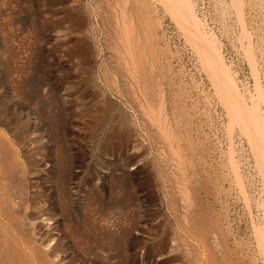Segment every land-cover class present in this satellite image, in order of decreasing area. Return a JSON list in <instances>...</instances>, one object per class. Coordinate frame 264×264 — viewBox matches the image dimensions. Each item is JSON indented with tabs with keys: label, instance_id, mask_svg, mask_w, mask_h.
Returning a JSON list of instances; mask_svg holds the SVG:
<instances>
[{
	"label": "rangeland",
	"instance_id": "rangeland-1",
	"mask_svg": "<svg viewBox=\"0 0 264 264\" xmlns=\"http://www.w3.org/2000/svg\"><path fill=\"white\" fill-rule=\"evenodd\" d=\"M239 1L191 3L249 102ZM184 33L153 0H0V264H264L254 151Z\"/></svg>",
	"mask_w": 264,
	"mask_h": 264
},
{
	"label": "bare ground",
	"instance_id": "bare-ground-1",
	"mask_svg": "<svg viewBox=\"0 0 264 264\" xmlns=\"http://www.w3.org/2000/svg\"><path fill=\"white\" fill-rule=\"evenodd\" d=\"M157 4L161 5L165 12L170 13L172 16L177 17V21L181 22L185 36L193 45V48L197 50L198 56L202 61L207 62L209 66H206V73L211 80L210 84H213L217 91L222 93L223 102L231 110V116L235 119H240L242 122L243 131L247 133L250 146L252 147L255 159L260 170V174L264 184V91L261 88L258 81L255 67L253 65L251 51L246 48V54L249 56V62L251 71L254 76V94L249 95V102L246 100L245 96L241 93L237 83L234 73L230 70L228 65L223 61L222 55L219 51V46L216 44L213 34L209 31H205L203 21L196 16L193 10L192 0H153ZM233 6L236 8L238 18L240 12V1L230 0ZM229 2V3H231ZM252 3V2H251ZM261 3V2H260ZM109 4V2H108ZM220 5V4H219ZM223 5V4H221ZM254 5V4H253ZM108 6V5H107ZM123 6V5H122ZM249 7V6H248ZM195 8V7H194ZM233 8V10H235ZM119 9V8H118ZM225 9V8H224ZM114 10V9H113ZM154 10V9H153ZM221 11V10H220ZM249 11V10H248ZM109 12V11H108ZM112 13V12H111ZM119 13V12H118ZM123 14V13H122ZM228 14V13H227ZM253 14V13H252ZM258 15V14H257ZM227 16V15H226ZM254 16V15H253ZM212 17V16H211ZM243 17V16H242ZM124 19V18H123ZM225 19V18H224ZM243 20V19H242ZM241 20V21H242ZM226 21V20H225ZM108 22V21H107ZM116 22V21H115ZM125 23V22H123ZM130 23V21H129ZM217 23V22H216ZM235 23V22H234ZM239 24H241L238 21ZM205 24V23H204ZM238 24V25H239ZM243 24V22H242ZM118 26V24H116ZM225 25V24H224ZM110 27V26H109ZM128 27V26H127ZM126 27V28H127ZM138 27V26H137ZM250 27V26H249ZM119 28V27H118ZM125 28V27H124ZM125 28V30H126ZM232 28V27H231ZM242 28V27H241ZM254 28V27H252ZM230 29V28H229ZM112 31V30H111ZM124 31V30H123ZM133 31V30H132ZM243 31V29H242ZM245 31V30H244ZM247 31V30H246ZM119 32V31H118ZM126 32V31H125ZM124 32V33H125ZM232 32V30H231ZM142 33V32H141ZM241 33V31H240ZM246 34V32H244ZM259 33V32H258ZM264 33V32H263ZM223 34V33H222ZM230 34V33H229ZM249 34V33H248ZM125 35V34H124ZM238 35V34H237ZM126 36V35H125ZM128 36V35H127ZM135 36V35H134ZM146 36V35H145ZM227 36V35H226ZM250 36V35H249ZM141 37V36H140ZM238 37V36H237ZM248 37V35H247ZM118 38V37H116ZM240 38V37H239ZM261 38V37H260ZM16 39V38H15ZM129 39V38H128ZM236 39V38H235ZM247 39V38H246ZM255 39V38H254ZM120 40V39H119ZM122 40V39H121ZM248 40V39H247ZM260 40V39H259ZM130 41V40H128ZM138 41V40H137ZM142 42V41H141ZM240 42V41H239ZM123 43V42H122ZM127 43V42H126ZM248 43V42H246ZM256 43V42H255ZM264 43V42H263ZM148 44V43H147ZM243 44V43H242ZM125 45V44H124ZM246 45V44H244ZM243 45V46H244ZM263 45V44H262ZM127 46V45H126ZM143 46V45H142ZM254 46V45H253ZM113 47V46H112ZM239 47V46H238ZM247 47V46H246ZM250 47V46H249ZM123 48V47H122ZM125 48V47H124ZM258 48V47H257ZM112 49V48H111ZM110 49V50H111ZM116 49V48H115ZM126 49V48H125ZM133 49V48H132ZM242 49V47H241ZM127 50V49H126ZM145 50V49H144ZM245 50V49H244ZM241 51V50H240ZM243 51V50H242ZM153 52V51H152ZM122 53V52H121ZM127 53V52H126ZM125 53V54H126ZM245 53V52H244ZM118 54V53H117ZM129 54V53H128ZM146 56V55H145ZM155 56V55H154ZM246 56V55H245ZM244 56V57H245ZM113 57V56H112ZM111 57V58H112ZM21 58V57H20ZM119 58V57H118ZM132 58V57H131ZM264 59V58H263ZM135 60V59H134ZM260 60V59H259ZM257 61V60H256ZM119 62V61H118ZM248 62V63H249ZM132 63V62H131ZM256 63V62H255ZM254 63V64H255ZM115 64V63H113ZM117 64V63H116ZM122 64V63H121ZM126 65V64H125ZM153 66V65H152ZM134 67V66H133ZM262 67V66H261ZM260 69V68H259ZM115 70V69H114ZM124 71V70H123ZM131 72V71H130ZM129 76V75H128ZM163 80V79H162ZM124 82V81H123ZM162 85V84H161ZM213 87V86H212ZM139 89V88H138ZM134 91V90H133ZM215 91V90H214ZM165 92V91H164ZM49 94V93H48ZM131 95V94H130ZM163 95V94H162ZM161 95V96H162ZM135 96V95H134ZM136 97V96H135ZM208 97V96H207ZM134 99V98H133ZM162 99V98H161ZM133 101V100H132ZM159 101V100H158ZM151 102V101H150ZM139 103V102H138ZM146 104V103H145ZM158 105V104H157ZM138 106V105H137ZM161 106V105H160ZM165 106V105H164ZM223 106V105H222ZM139 107V106H138ZM161 108V107H160ZM163 108V107H162ZM223 108V107H222ZM149 109V108H148ZM228 111V109H226ZM144 112V111H143ZM157 113V111H156ZM144 115V114H143ZM154 115V114H153ZM156 115V114H155ZM163 115V114H162ZM145 116V115H144ZM148 116V115H147ZM146 116V117H147ZM157 116V115H156ZM161 116V115H160ZM149 117V116H148ZM147 117V118H148ZM164 118V117H163ZM232 118V119H233ZM230 119V118H229ZM151 122V121H150ZM167 122V121H166ZM228 122V121H227ZM230 123V122H229ZM155 124V123H154ZM238 124V123H237ZM236 124V125H237ZM153 125V124H152ZM230 126V125H229ZM239 126V125H238ZM151 127V126H150ZM149 128V127H148ZM157 128V127H156ZM158 130V129H157ZM241 130V129H240ZM2 131V130H1ZM61 131V130H60ZM154 131V130H153ZM231 131V130H230ZM228 132V130H227ZM226 132V133H227ZM163 133V132H162ZM229 133V132H228ZM173 134V133H172ZM20 135V134H19ZM175 135V134H174ZM230 135V134H229ZM228 135V136H229ZM245 137V136H244ZM180 138V137H179ZM171 139V138H170ZM25 141V140H24ZM176 142V141H175ZM231 142V141H228ZM31 143V142H30ZM39 143V142H38ZM165 144V143H164ZM231 144V143H230ZM12 145V144H11ZM160 145V144H159ZM229 145V144H228ZM51 146V145H50ZM179 146V145H178ZM227 146V145H226ZM169 147V146H168ZM229 147V146H228ZM20 149V148H19ZM32 149V148H31ZM230 149V148H229ZM30 150V148H29ZM169 151V150H168ZM27 152V151H26ZM65 153V152H64ZM178 153V152H177ZM61 155V154H60ZM65 155V154H64ZM231 156V155H230ZM254 160V159H253ZM229 161V159H228ZM173 162V161H172ZM104 164V163H103ZM169 164V163H168ZM181 164V163H180ZM231 169L235 175V182L238 183L239 190L244 191L242 181L240 180L239 172L235 166L234 160L230 158ZM256 164V165H257ZM168 168V167H167ZM60 173V172H59ZM242 175V174H241ZM10 177V176H9ZM13 181V180H12ZM186 181V180H185ZM237 184V185H238ZM261 184V181H260ZM184 185V184H183ZM262 186V185H261ZM259 186V187H261ZM263 187V186H262ZM52 191V190H51ZM264 191V190H263ZM86 192V191H85ZM261 192V191H260ZM259 194V193H258ZM45 195V194H44ZM53 195V194H52ZM242 195V194H241ZM246 195V194H244ZM264 196V195H263ZM245 197V196H244ZM33 198V197H32ZM49 198V197H48ZM244 199V198H243ZM264 199V198H263ZM41 201V200H40ZM58 201V200H57ZM44 202V201H43ZM246 202V201H245ZM35 203V202H34ZM247 203V202H246ZM7 204V203H6ZM255 204V203H254ZM262 214H261V224L260 226H254V237L260 254L264 257V200L259 204ZM32 207V206H31ZM47 207V206H46ZM33 208V207H32ZM35 208V207H34ZM48 208V207H47ZM43 209V208H42ZM39 210V209H38ZM32 217V216H31ZM70 217V216H69ZM35 220V219H34ZM9 223V222H8ZM32 224V223H31ZM30 225V224H29ZM252 226V225H251ZM37 227V226H36ZM252 229V228H251ZM64 230V229H63ZM21 233V232H20ZM58 233V232H57ZM12 238V237H11ZM42 239V237H41ZM48 239V238H47ZM46 241V240H45ZM96 245V244H95ZM99 245V244H98ZM77 248V247H76ZM84 248V247H83ZM33 249V248H32ZM50 250V249H49ZM32 254V253H31ZM37 254V253H36ZM35 255V254H34ZM35 258V257H34ZM50 262V261H49ZM66 262V261H65Z\"/></svg>",
	"mask_w": 264,
	"mask_h": 264
}]
</instances>
